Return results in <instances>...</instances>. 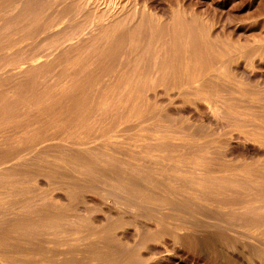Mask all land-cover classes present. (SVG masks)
I'll list each match as a JSON object with an SVG mask.
<instances>
[{"label":"bare ground","instance_id":"1","mask_svg":"<svg viewBox=\"0 0 264 264\" xmlns=\"http://www.w3.org/2000/svg\"><path fill=\"white\" fill-rule=\"evenodd\" d=\"M226 2L0 0V264H264V0Z\"/></svg>","mask_w":264,"mask_h":264},{"label":"rangeland","instance_id":"2","mask_svg":"<svg viewBox=\"0 0 264 264\" xmlns=\"http://www.w3.org/2000/svg\"><path fill=\"white\" fill-rule=\"evenodd\" d=\"M119 1H123V2H131L133 0H119ZM137 1V4L139 6H142V5H148V6H154V8H156V10L160 9L161 5L164 7V8H168V7H171L174 5V7L172 8H175L178 4V6H181L183 5L186 6V8H192V9H195L196 11H199V12H203L205 14H214L216 13L215 15L217 16L218 14L222 17V22L225 21V17L227 16V13L225 11H227L228 9H230V5L227 3V5H225L223 2L225 0H135ZM227 1V0H226ZM229 1V0H228ZM155 2V3H154ZM172 2V3H171ZM224 5H222V3ZM235 2L237 3H243V2H240V0H235ZM162 3V4H161ZM176 5V6H175ZM166 6V7H165ZM189 6V7H188ZM254 7H256L255 3H254ZM219 9V10H218ZM223 10V12L221 13V11ZM220 11V12H219ZM218 12V13H217ZM219 15L217 17H219ZM221 22V23H222ZM243 26L240 25L239 26V30L237 32V35L238 37H240L241 40H245V38L247 37V32H245L243 29ZM229 30V29H227ZM230 31V30H229ZM247 33V34H246ZM242 34V35H241ZM245 34V35H244ZM243 38V39H242ZM262 75H264V71L262 73ZM176 107L179 108V110L184 107H180V104L178 105H175ZM176 107H173L174 109H176ZM186 109V108H185ZM178 110V109H177ZM184 113H185V110L183 109ZM187 111V109H186ZM189 112H186L185 115H187ZM190 115V114H188Z\"/></svg>","mask_w":264,"mask_h":264}]
</instances>
